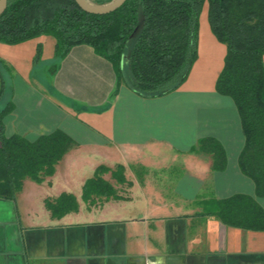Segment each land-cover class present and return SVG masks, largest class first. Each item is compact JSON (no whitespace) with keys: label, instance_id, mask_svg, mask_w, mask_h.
Wrapping results in <instances>:
<instances>
[{"label":"crops","instance_id":"1","mask_svg":"<svg viewBox=\"0 0 264 264\" xmlns=\"http://www.w3.org/2000/svg\"><path fill=\"white\" fill-rule=\"evenodd\" d=\"M55 46L48 36L0 43L4 136L35 142L62 131L76 144L53 177L26 180L14 200L0 198V264H264V231L209 215L210 203L236 195L264 209L239 167L245 136L238 110L216 91L227 49L209 23L185 84L156 99L120 85L113 64L93 48L74 47L57 62ZM203 139L223 146V171L196 151ZM118 165L129 194L86 204V181L98 167ZM62 194L74 195L79 211L53 218L46 201Z\"/></svg>","mask_w":264,"mask_h":264},{"label":"trees","instance_id":"2","mask_svg":"<svg viewBox=\"0 0 264 264\" xmlns=\"http://www.w3.org/2000/svg\"><path fill=\"white\" fill-rule=\"evenodd\" d=\"M105 5L114 0H91ZM207 5V20L216 39L227 49L216 83L219 95L233 100L238 110L245 146L239 157L243 175L251 179L256 197L264 198V0H127L117 11L94 15L75 0H8L0 18V43L19 45L43 36L56 41L57 62L74 47L85 45L113 64L120 85L144 99L178 91L187 81L199 56L200 20ZM38 48L36 61L41 58ZM117 93H115V96ZM0 113V198L14 200L24 182L43 183L75 148L64 132L56 131L35 142L3 134ZM196 151L211 156L213 170L223 171L227 159L214 139L199 141ZM125 167L96 169L83 187L89 206L100 199H121L119 185L131 186ZM53 218L79 211L72 194L46 201ZM209 215L224 225L264 231V209L253 197L236 195L208 205Z\"/></svg>","mask_w":264,"mask_h":264},{"label":"water","instance_id":"3","mask_svg":"<svg viewBox=\"0 0 264 264\" xmlns=\"http://www.w3.org/2000/svg\"><path fill=\"white\" fill-rule=\"evenodd\" d=\"M78 6L85 12L94 15H108L121 8L127 0H114L105 5H97L91 0H75ZM8 7V0H0V18Z\"/></svg>","mask_w":264,"mask_h":264},{"label":"rangeland","instance_id":"4","mask_svg":"<svg viewBox=\"0 0 264 264\" xmlns=\"http://www.w3.org/2000/svg\"><path fill=\"white\" fill-rule=\"evenodd\" d=\"M207 5H205V7H204V11H203V13H202V16H201V20H200V33L202 32V31H204L205 30V25H206V23L208 24V20H207V16H206V14H207ZM201 37V36H200ZM55 68L56 67H53V66H51V67H49V70H50V72L52 73V72H54L55 71ZM85 176H87V177H92L93 176V174H90V173H87V175H85ZM106 177L109 179V181L113 184V185H115V186H117V187H119V185L117 184L116 185V182L112 179V177H111V174H107L106 175ZM124 188H126L125 190H124ZM128 189V187L127 186H123V188L122 189H119V194H121V195H127V194H129L127 191ZM101 200V199H100ZM102 201V200H101ZM83 206H86V205H83Z\"/></svg>","mask_w":264,"mask_h":264}]
</instances>
